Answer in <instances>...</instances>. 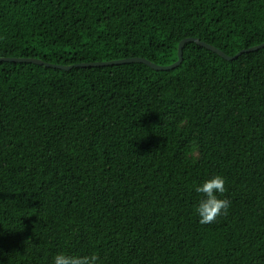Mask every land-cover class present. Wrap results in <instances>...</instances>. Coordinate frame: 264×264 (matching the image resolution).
<instances>
[{
    "label": "trees",
    "instance_id": "obj_1",
    "mask_svg": "<svg viewBox=\"0 0 264 264\" xmlns=\"http://www.w3.org/2000/svg\"><path fill=\"white\" fill-rule=\"evenodd\" d=\"M264 42V0H0V57L168 65ZM225 180L201 224L195 189ZM264 264V47L171 70L0 61V264Z\"/></svg>",
    "mask_w": 264,
    "mask_h": 264
},
{
    "label": "clouds",
    "instance_id": "obj_2",
    "mask_svg": "<svg viewBox=\"0 0 264 264\" xmlns=\"http://www.w3.org/2000/svg\"><path fill=\"white\" fill-rule=\"evenodd\" d=\"M195 190L203 194V198L195 209L199 223H214L217 217L227 214L230 201L217 196V193L223 194L226 191L225 180L222 176H212L198 185ZM98 260L96 253L82 256L58 253L53 257V264H97Z\"/></svg>",
    "mask_w": 264,
    "mask_h": 264
},
{
    "label": "water",
    "instance_id": "obj_3",
    "mask_svg": "<svg viewBox=\"0 0 264 264\" xmlns=\"http://www.w3.org/2000/svg\"><path fill=\"white\" fill-rule=\"evenodd\" d=\"M190 41L196 42L197 44H199V45H201V46H203L209 50L216 52L217 54H219L221 57L225 58L226 60L236 59V58H238V56H240L241 54H243L245 52L254 51V50H257V49L264 47V42H262L260 44L254 45V46H250L248 48H243L234 55H229L224 50H222L220 47H218L214 44H211L207 41H204V40L200 39L199 37L191 36V37L183 38L179 42L178 60L175 61L174 63L168 64V65L157 64V63H155V62H153L147 58L137 57V56L122 58V59H115V60H107V61L79 62V63H75V64H70V65L51 63V62H47L45 60H42L40 58H34V57H0V61L4 60V61H13V62H29V63H35V64H39V65L46 66V67H54V68H59V69H64V70H69V69H72L73 67L108 66V65L123 64V63H130V62H142V63L149 65L150 67H152L155 70H171V69H174L175 67H177L179 64L182 63L184 47H185L186 43H188Z\"/></svg>",
    "mask_w": 264,
    "mask_h": 264
}]
</instances>
